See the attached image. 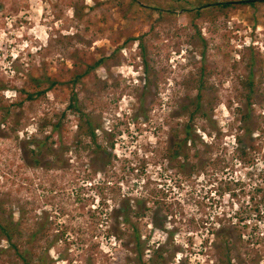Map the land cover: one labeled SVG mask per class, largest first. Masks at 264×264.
<instances>
[{"label":"rangeland","instance_id":"obj_1","mask_svg":"<svg viewBox=\"0 0 264 264\" xmlns=\"http://www.w3.org/2000/svg\"><path fill=\"white\" fill-rule=\"evenodd\" d=\"M127 9V0H0V80L7 89L0 96L5 103L21 101L20 90L33 89L32 77L46 75L61 83L44 100L24 103L19 137L35 133L45 114L63 111L71 95L66 82L103 59L74 90L83 111L100 123L98 142L112 155L104 173L91 175L86 184L79 179L71 185L73 171H52L43 183L22 163L15 142L0 139V175L9 172L12 181L0 179V192L53 209L73 189L85 186L81 201L75 204L71 196L66 216H55L72 244H57L51 258L68 248V261L51 264H85L87 254L97 258L93 264H129L130 252L112 246L102 222L91 234V211L105 194L113 206L111 191L146 199L150 210L140 229L152 232L154 246L168 237L179 251L175 264H264V4L214 21L193 20L184 12L164 13L160 19L157 12L147 16L132 9L126 17ZM200 69L207 91L205 116L195 122L196 148L188 160L169 158L183 137L187 115L182 108L195 97L188 79ZM250 69L257 95L247 133L240 120L248 113L241 83ZM68 120L62 135L70 144L77 120ZM81 154L80 159L74 154L66 158L71 168L81 166L82 178L87 159L86 152ZM38 184L59 196L42 202ZM221 226L230 232L223 238L232 243L229 263L215 249Z\"/></svg>","mask_w":264,"mask_h":264},{"label":"trees","instance_id":"obj_2","mask_svg":"<svg viewBox=\"0 0 264 264\" xmlns=\"http://www.w3.org/2000/svg\"><path fill=\"white\" fill-rule=\"evenodd\" d=\"M256 4H264V0H165L162 3L155 0H127L126 17L131 14L130 9H132L147 16L157 12L160 19L163 18L164 13L172 16L176 12H184L193 20L214 21L220 16L224 19L228 18L234 10L247 6L254 7ZM102 62L103 59L92 65H87L83 72L75 73L66 82L71 87L68 105L59 113H53L50 117L45 114L44 117L40 118L35 128L36 132L30 136L26 135V137L21 138L18 135L22 127V106L25 102L33 103L37 100H44L46 94L61 83L53 77L40 75L32 77L33 89L31 91L20 90V94L24 96L21 101L6 104L3 97L0 96V139H12L15 142L14 147L17 148L22 163L28 170L38 173L43 183L48 177L51 178L52 171L61 172L65 175L71 174V171H73L74 178L71 179L70 184L77 185L75 182L79 179H81L82 184H86L84 180H88L91 175L97 176L104 173L105 167L111 162V152L97 139L96 131L101 128L100 123L83 111L79 104L78 94L74 90L76 85L82 82ZM253 65L254 59H251L249 67L252 68ZM200 70L188 79V86L192 92H195V97L191 101L190 107H186L184 110L182 108V112L187 115V121L182 125L183 137L176 141L173 152H169L171 154L169 158L181 157L188 160L190 149L196 148L193 137L196 131L195 122L197 118L205 116L203 99L207 91L206 73L204 70ZM143 71L148 74V66L145 65ZM146 79L148 80V78ZM241 85L244 87L241 96H243L242 99L248 113L243 114L240 120L245 125L247 133H250V129L247 128L251 123L250 110L252 109L249 110V108H252L256 103L257 95L254 89L252 69L242 80ZM144 86V89H146V84ZM6 90L4 82L0 80V94ZM14 108L18 113L17 111L13 112ZM69 116H73L77 120L73 141L70 144L64 142L62 135L69 123ZM185 150H187L186 153H184ZM81 152H86L85 158L87 159V168L84 169L86 174L82 178L79 173L85 171L81 169V166L71 168L66 158L68 154H74L75 158L80 159L83 156ZM193 155L196 156L197 153L194 152ZM9 174V172L2 173L0 179L12 183ZM13 177L15 175L11 178ZM62 178L64 179L63 176ZM36 186V189L44 191V194L40 196L44 199L42 202H47V200L59 196L52 188L45 187L42 189L41 184ZM84 187V185H81L73 189L71 196L74 197L75 204L81 201V191ZM96 188L100 192L99 195L103 196L104 191L101 190V185ZM45 193H49V195H45ZM109 193V196H111L109 199H112L114 205H107L106 201L108 199L105 198V194L104 197H101L102 202L100 205L93 207L89 221L91 234L99 230L98 227L102 222L106 228L104 232L108 236L107 239L109 242L112 240L114 243L112 246L118 244V246L130 252V255L125 259L129 264H175V257L179 252L177 246L170 244L167 240L168 237H166V241L154 246L150 242L152 232L144 234L140 229V220L150 210L146 199L141 196L121 195V193L115 191ZM71 196L66 195L67 201L62 198L58 207L53 204L54 208L49 209L45 205L39 207L35 203L36 200L22 201L13 197V194L0 192V261L5 259L7 264H51L55 261H68V248L59 253L56 260L51 258L50 253L59 243L64 242L66 247L69 246L68 244H72V241L68 243L70 240L66 236V227L55 221L57 215L66 216V208L71 205V203L68 204L69 199L72 198ZM262 198V202H264V195ZM80 217L82 216L80 215ZM151 225L155 230H163L162 228H164L163 225H156L154 222H151ZM78 228L81 229L80 226ZM229 233L228 228L219 227L216 236H220L221 239L215 243V249L223 254L224 260L228 263L230 262L228 254L231 251L232 243L230 240L226 241L223 238L229 236ZM2 242L6 245L3 246ZM167 246L172 248L173 251L168 249ZM224 251L226 252L224 253ZM146 256H148L147 259H145ZM84 258L85 264H93L97 260V258H93L92 255L88 254ZM219 261L224 262L221 256Z\"/></svg>","mask_w":264,"mask_h":264}]
</instances>
